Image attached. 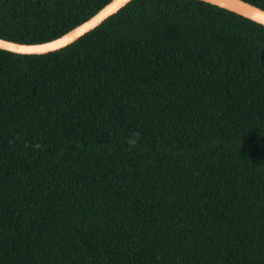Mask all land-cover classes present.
<instances>
[{"label": "trees", "instance_id": "trees-1", "mask_svg": "<svg viewBox=\"0 0 264 264\" xmlns=\"http://www.w3.org/2000/svg\"><path fill=\"white\" fill-rule=\"evenodd\" d=\"M109 1L0 0V38ZM0 264H264V27L133 0L60 50H0Z\"/></svg>", "mask_w": 264, "mask_h": 264}, {"label": "water", "instance_id": "water-1", "mask_svg": "<svg viewBox=\"0 0 264 264\" xmlns=\"http://www.w3.org/2000/svg\"><path fill=\"white\" fill-rule=\"evenodd\" d=\"M133 0H110L86 21L43 43H18L0 38V50L18 55H42L65 48L100 26ZM235 13L264 27V10L244 0H199Z\"/></svg>", "mask_w": 264, "mask_h": 264}, {"label": "clouds", "instance_id": "clouds-1", "mask_svg": "<svg viewBox=\"0 0 264 264\" xmlns=\"http://www.w3.org/2000/svg\"><path fill=\"white\" fill-rule=\"evenodd\" d=\"M134 136L138 139L139 138V133H134ZM129 144H135L136 140L132 139V140H128L127 141Z\"/></svg>", "mask_w": 264, "mask_h": 264}]
</instances>
